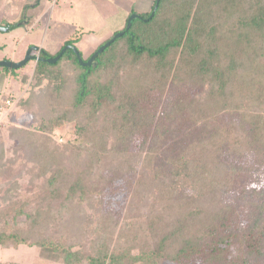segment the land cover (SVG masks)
<instances>
[{
  "label": "trees",
  "instance_id": "obj_1",
  "mask_svg": "<svg viewBox=\"0 0 264 264\" xmlns=\"http://www.w3.org/2000/svg\"><path fill=\"white\" fill-rule=\"evenodd\" d=\"M152 1L146 13L123 15L100 46L121 36L89 67L71 49L55 64L41 51L7 128L23 159L48 172L42 201L96 210L76 243L55 232L30 244L0 227V248L35 246L61 264H264V0ZM75 33L55 57L75 47ZM100 46L86 58L79 52L82 62ZM141 78L137 94L131 87ZM168 82L190 94H158ZM28 115L33 125L21 128ZM65 124L68 164L44 154L67 150L48 143ZM2 158L0 149L2 177L22 178L26 162L2 166ZM15 185L2 220L26 214Z\"/></svg>",
  "mask_w": 264,
  "mask_h": 264
},
{
  "label": "rangeland",
  "instance_id": "obj_2",
  "mask_svg": "<svg viewBox=\"0 0 264 264\" xmlns=\"http://www.w3.org/2000/svg\"><path fill=\"white\" fill-rule=\"evenodd\" d=\"M147 1L151 2L152 0ZM9 2H11V0L8 1V3ZM20 2L22 5L21 7H25L28 6L29 3L35 2V0H20ZM94 2L96 1L59 0L56 4L52 5L49 2L40 0L38 5L31 7V11L33 13L35 12L36 15H39V18L37 22L30 27H26L24 25V20L17 22L19 21V16L21 17V13L19 16H17L16 13L8 14L5 9L6 7H4V9L1 10V13L8 14L12 17L13 19L10 20L14 23L16 22L17 26L14 30L0 34V62L6 60L16 63L23 60L30 46L39 47L40 49L42 48L46 54L48 53V55L54 59L56 53L61 49L63 42L71 37V35L75 32V34L79 36L78 40L74 43V46L81 53V56L86 58V55L100 46L103 41L110 38L112 35L111 33L115 31V29H112L116 20H113L114 16L111 19L109 18L106 20L100 12L94 9ZM125 3L127 6H124L125 9L123 8V10L127 11V9H132L135 13H146L152 5V3H139L138 6V3ZM1 8L2 5L0 6V9ZM17 8L20 9V5H18ZM132 16H136V14H132L130 17ZM120 19V24L118 25L119 29L123 27V19ZM36 53L37 52L33 51V55ZM34 65L35 61H28L23 67L16 69V72L13 74L6 73L0 67V101L4 102L5 100L2 99V96L10 93L13 96L15 95L16 98L14 97L13 99L7 100L14 105L17 99L26 96V92L32 83L31 75ZM144 82L147 81H144L141 78L139 83L132 84L131 89L136 90L139 84ZM38 89L39 88L36 87L35 91H38ZM138 91L139 90L137 89V94ZM157 93L164 96L176 93L188 95L190 94V91L183 88L182 84L168 82L164 89L161 88L157 91ZM5 115L4 110L2 113L0 112V149L3 151L2 166H5L8 163H19L20 161L24 163L26 162V160L23 159L25 151L22 149V144H18V140L15 136L11 138L12 134L7 128L9 123L5 122ZM222 119L226 121L227 116H224ZM25 120H27L25 123L28 124L26 125L24 122L20 123L19 126L21 128H28L29 124L30 126L33 125L29 115L25 117ZM48 138V143H68L66 145L67 150L65 151L56 146L44 154L49 155L50 159L53 161H55V158L57 157L59 163L64 160V163L68 164L70 157L74 154L72 153L73 149L69 146V141H71L70 139L72 138L70 126L65 124L62 130L53 131L48 135ZM34 140L36 141V139ZM36 144L29 145V148H32L30 152L33 151V148L36 149ZM53 161L50 162L51 166L53 165ZM25 164L26 168L23 172L22 178L8 180L0 174V210L3 209L4 206L8 205L10 201L14 200V198L10 197V195L6 192L7 189L10 188V184L14 182H16L15 186L18 187V190L21 191L20 198L26 206L23 210V212H26L24 216L18 215L16 219L13 217H9L6 220L0 219L1 229L5 228L6 231H9L10 233H18L20 238L25 237L30 244L47 238L51 235V233L55 234V232L63 234L64 236H61V238L67 241H69L66 236L68 235L70 237V244L74 242L76 243L79 238H82L80 230L84 228L87 220L94 215L96 210L95 206H93V204H80L78 202L69 203L62 210H57L55 207H52V205L49 206L47 203L42 201V198L39 197V194L43 191L42 189L45 185L43 177L47 178L48 172L39 174V172L36 171L33 162H26ZM31 168H34L35 170L28 173L27 170H30ZM37 193L38 195L35 196ZM116 197H118L115 198V202L118 207L114 205L113 209L115 211L117 208H121L120 200L123 202L122 198L118 195ZM114 210H111L110 212L113 213ZM35 213L38 214V216L34 221H31L30 219ZM28 214H31V216L28 217ZM116 235L117 233L115 232L112 236ZM84 236L85 238L87 237L86 235ZM89 238L90 236L88 239ZM83 241L84 240H82V243H84ZM21 246L22 247L17 250L0 248V262L5 264H61L60 262L45 259L46 257L51 259L53 258L50 252L44 253L43 257L45 258H41L42 256L40 257L41 254L37 247L29 245V247L27 245ZM37 257H40L43 261H38L36 259ZM164 264L174 263L165 262Z\"/></svg>",
  "mask_w": 264,
  "mask_h": 264
},
{
  "label": "crops",
  "instance_id": "obj_3",
  "mask_svg": "<svg viewBox=\"0 0 264 264\" xmlns=\"http://www.w3.org/2000/svg\"><path fill=\"white\" fill-rule=\"evenodd\" d=\"M8 1H10V0H0V6L2 5V8L0 9V26H5L6 29H8L6 32L14 30L17 26L16 22L14 23L10 20L13 18L8 15L9 13H16L17 16H19V14L21 13V17L19 16V21H17V22H21L22 20H24L25 21L24 25L26 27H30L37 22L39 15H36L35 12L33 13L31 11L32 10L31 7L38 5V3H40V0H35V2L29 3L28 6H25V7L23 6L24 9H23V7H21L22 5L20 4L21 3L20 0H11V2H9V3H8ZM44 1L49 2L53 5V4H56L59 0H44ZM95 1L96 2H94L95 3L94 9L97 10L98 12H100L105 17L106 20L109 18L111 19L113 16H114L113 20L116 19L114 22L113 28H112L113 30L119 29L118 25L120 24V22H119V20H121L120 18H122L123 15L125 16L128 13H130V11H132V9H129V10L127 9L128 12L123 10L124 6H127L125 2L133 3V4L138 3V6H139V3L149 4V3L153 2V1L150 2L147 0H143V1H141V0H95ZM33 4H35V5H33ZM104 4H105V6H104ZM18 5H20V9L17 8ZM4 7H6L5 9L7 10L8 14H2L1 13V10L4 9ZM136 13H141V12H136ZM111 34H113V33H111ZM38 49L44 51L42 48L40 49L38 47ZM33 61H35V63H36V60H33ZM1 102H3V101H0V112L2 113L3 104ZM5 114H7V113H5ZM21 247L22 246H19L15 250H17ZM25 248H28V247H25ZM4 249H14V248H4ZM36 259L38 261H40V260L43 261L40 257H37ZM0 264H5V263L0 262Z\"/></svg>",
  "mask_w": 264,
  "mask_h": 264
},
{
  "label": "water",
  "instance_id": "obj_4",
  "mask_svg": "<svg viewBox=\"0 0 264 264\" xmlns=\"http://www.w3.org/2000/svg\"><path fill=\"white\" fill-rule=\"evenodd\" d=\"M155 1L158 2V0H155ZM154 9H156V7ZM153 13L154 12L151 13L150 17L153 15ZM135 17L138 18L137 15L129 17V19L127 21V24H126V29H128V27L130 26L131 20L133 18H135ZM7 30L8 29H4L3 30V29L0 28V33L5 32ZM121 34H122V32H119V33L115 34L108 42H106L104 45L100 46V48H98L96 50V52L93 55H91V57L86 62H82L81 57L79 56V51L75 47H72V46H66L64 49L61 50V53L59 55H57L54 59L46 60V62H48L50 64H55L57 62V60L60 58L61 54L66 49H71L74 52L75 56L77 57V60H78L79 64L81 66H88L89 67V66H91V64L93 63L94 59L96 58V55L100 54V52H102L106 47H108L115 39L119 38L121 36ZM32 50L36 51V50H38V48L37 47L30 48L27 51L26 55L24 56L23 60H21L19 62L14 63V62L6 61V60L1 61L0 62V67L1 68H7V69L16 70V69H19V68L23 67L28 61H31V60H36L37 61L38 60L37 58L29 57L30 56L29 54H30V52Z\"/></svg>",
  "mask_w": 264,
  "mask_h": 264
},
{
  "label": "flooded vegetation",
  "instance_id": "obj_5",
  "mask_svg": "<svg viewBox=\"0 0 264 264\" xmlns=\"http://www.w3.org/2000/svg\"><path fill=\"white\" fill-rule=\"evenodd\" d=\"M0 28L3 29V30L6 29L5 26H0ZM5 32H6V31H5ZM2 33H4V32H2ZM33 47H34V46H31V47H29V49H30V48H33ZM29 49H28V50H29ZM41 51H42V50H39V49H38V50L35 51V52H37V53H36L35 55H33V50H32V51L30 52V54H29V55H30L29 57L37 58V59L39 60V55L42 53ZM38 60H37V61H38Z\"/></svg>",
  "mask_w": 264,
  "mask_h": 264
},
{
  "label": "built area",
  "instance_id": "obj_6",
  "mask_svg": "<svg viewBox=\"0 0 264 264\" xmlns=\"http://www.w3.org/2000/svg\"><path fill=\"white\" fill-rule=\"evenodd\" d=\"M2 104H3L2 110H4L5 113H7L8 112L7 110H9L10 108H12V106H13V104L10 101H8V100L4 101Z\"/></svg>",
  "mask_w": 264,
  "mask_h": 264
}]
</instances>
